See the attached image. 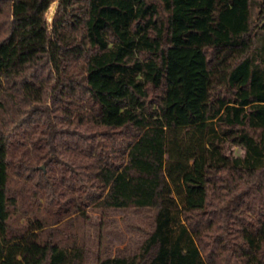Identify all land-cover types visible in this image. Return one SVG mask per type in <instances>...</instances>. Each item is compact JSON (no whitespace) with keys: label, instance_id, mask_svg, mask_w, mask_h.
Segmentation results:
<instances>
[{"label":"trees","instance_id":"obj_1","mask_svg":"<svg viewBox=\"0 0 264 264\" xmlns=\"http://www.w3.org/2000/svg\"><path fill=\"white\" fill-rule=\"evenodd\" d=\"M90 207L156 212L96 264H264V0H0V264H87Z\"/></svg>","mask_w":264,"mask_h":264},{"label":"rangeland","instance_id":"obj_2","mask_svg":"<svg viewBox=\"0 0 264 264\" xmlns=\"http://www.w3.org/2000/svg\"><path fill=\"white\" fill-rule=\"evenodd\" d=\"M58 1L53 2L47 12L49 23L53 21ZM240 152V149H236ZM45 169V166H41ZM12 185L18 190L23 188L22 182L12 178ZM19 207L14 214L15 223L23 224L29 217H33L29 204V195L19 197ZM45 198L41 199L40 216L47 217ZM87 217L80 219L75 224V231L79 234L80 241L84 240L87 248V264H96L98 251L101 256L113 257L123 252H136L147 237V233L154 230L155 210L152 209H106L90 207ZM64 222V221H62ZM102 234L101 243L99 236Z\"/></svg>","mask_w":264,"mask_h":264}]
</instances>
